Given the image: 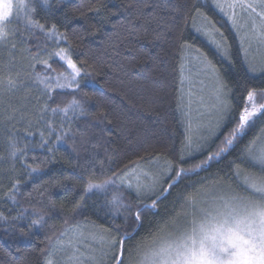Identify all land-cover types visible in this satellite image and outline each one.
<instances>
[{
    "label": "trees",
    "instance_id": "trees-1",
    "mask_svg": "<svg viewBox=\"0 0 264 264\" xmlns=\"http://www.w3.org/2000/svg\"><path fill=\"white\" fill-rule=\"evenodd\" d=\"M193 5L199 7L226 38L227 54L195 30L200 16L193 11ZM210 5L211 0H49L45 6L35 0L33 18L43 24L45 30L54 24L66 35L64 47L88 73L87 77L82 76L81 91L76 97L86 101L87 111L78 119L73 118L70 125L65 124L66 128L70 127L72 136L66 138V147L57 146L52 153L31 147L41 142V131L50 145L54 140L55 133L49 136L45 121L57 131L60 129L59 115L53 117L51 113L38 110L46 99L43 95L25 102L30 109L26 114L22 111L25 125L17 120L6 125L5 112L0 114V212L8 217L0 220V264H43L42 251L48 248L50 240L54 241L67 229L88 225L102 230L112 228L113 221L124 224L123 210L114 217L107 203L111 194L84 192L86 184L80 179L81 165L90 156L95 154L97 161H105L87 177L94 178L96 183L114 178L125 166L147 163L149 158H158L153 161L160 164L180 163L177 155L188 135L181 64L186 54L194 52L182 49L185 41L207 54L220 78L229 85V103L234 109L238 110L244 102L247 88H264L261 68L255 66L254 72L249 70L251 62L245 59V47L239 34L227 18ZM17 27L19 37L27 40L22 47L30 49L31 55L57 50L45 32L30 29L21 21ZM24 54V64L29 71L28 53ZM50 64L56 73L66 70L58 59H51ZM36 69L45 71L41 65ZM89 80L94 87L88 85ZM53 95L55 102H50V107L63 108L72 98ZM257 102L264 101L257 98ZM234 116L235 112L224 118L226 126L222 132H227ZM252 135L253 132H249L241 145ZM13 138L20 148L29 145L27 163L38 167L42 175L34 173L29 179L28 169L22 166L25 161L9 157L8 142ZM220 139L222 136L217 132L207 147L215 150ZM238 151L239 147L212 162L205 171L184 177L167 198L159 202L158 208L146 209L141 226L135 230L134 237L126 241V248L131 250L130 254L125 253L126 261L129 263L137 251L158 239L181 216L189 214L192 205L186 197L190 193L199 199L205 190L227 188L228 182L235 188L240 181L234 177L229 162ZM203 156L204 153L194 154L184 166L191 167ZM241 167L246 165L241 164ZM16 180L20 181L16 186L18 191L10 192ZM11 195H15V203L8 198ZM124 196L126 203L136 202L132 191L125 190ZM145 202L150 204L151 200ZM34 209L44 214L43 226L29 229V219H12L21 212L25 217L36 219L32 216ZM132 227L129 220L128 228Z\"/></svg>",
    "mask_w": 264,
    "mask_h": 264
},
{
    "label": "snow or ice",
    "instance_id": "snow-or-ice-1",
    "mask_svg": "<svg viewBox=\"0 0 264 264\" xmlns=\"http://www.w3.org/2000/svg\"><path fill=\"white\" fill-rule=\"evenodd\" d=\"M40 2L47 6L49 0ZM34 4L35 0H5L3 13L0 14V51L7 50L8 56L5 62L0 63V98L14 93L21 87H29L27 82H32V86H42L41 95L46 99L38 110L51 113L53 117L59 115L61 124L57 131L50 122L45 121L49 136L55 133L54 140L50 145L49 139H45L44 132L41 131V142L31 147L52 153L53 148L57 146L66 147V138L72 136L70 127L66 128L65 124L70 125L73 118L78 119L87 111L86 101L76 97L81 91L82 76L87 77L88 73L64 47L49 52L48 59H41L39 53L31 55V50L24 48L22 51L29 54L27 59L30 70L25 75L24 70L18 67L14 56L18 29L10 27L14 22L21 21L30 29L45 32L47 39L57 44L67 41V36L60 33L54 24L45 30V26L33 18ZM210 6L226 15L237 31L244 29L242 42L246 41L249 47L255 44L258 51L264 50V0H211ZM193 11L206 21L205 25L195 30L208 37L217 49L227 54L226 38L215 27V23L201 12L199 7L193 5ZM21 42L26 44L27 40L22 39ZM182 49L194 51V66L199 72L211 73L215 80L213 100L217 118L210 130V137L194 138L191 134L186 135L177 155V160L180 161L178 164L166 161L162 168L157 165V171L153 172L145 171L140 164L134 163L131 167L125 166L114 178L106 179L102 183H96L94 178L87 177L98 164L102 165L105 161H97L95 154L87 158L81 165L83 174L80 176L86 184L84 192L107 193L112 187L111 198L107 203L111 206L114 217L120 215L123 210L124 224L113 221L112 228H104L99 233H89L88 238L95 241L98 247L92 249L85 246L87 251H81L78 246L84 238V233L79 228L67 229L54 241L50 240L48 248L42 251L43 264H128L125 253L130 254L131 250L126 248V241L131 240L135 230L141 226L144 211L148 208H158L159 202L167 198L184 177L205 171L212 162L230 155L237 147L239 151L229 162V168L240 183L234 188L232 183L228 182L227 188L222 190L224 194L213 196L208 207L203 206V199L198 200L190 193L186 197L194 209L190 221L184 225H176L174 231L168 234L170 239L143 252L138 264H264V102H257V98L264 101V88H247L244 102L236 110L229 103V85L220 78L207 54L195 49L187 41L182 44ZM247 58L245 49V59ZM50 59H58L66 70L56 73L49 63ZM37 64H42L45 71L37 72ZM249 70L254 72L255 67L249 64ZM183 71L184 65L181 64V72ZM261 74H264V67L261 68ZM181 82L183 83V80ZM88 85L95 86L91 80ZM54 93L69 95L72 98L63 108L50 107V102H55ZM37 103L39 105L40 101ZM233 112L235 116L231 118V124L224 133L221 131L226 126L224 118L231 117ZM13 118L12 114L7 116L8 120ZM217 132L222 139L215 145V150H211L207 147L208 139ZM249 132H253L252 138L241 145V141ZM28 148V144L23 148L18 147L14 138L8 142L9 157L13 160L18 157L23 159L25 163L22 166L28 169V178L31 179L34 173H42L38 167L27 163ZM196 153H204L203 159L197 160L191 167H185V161ZM153 159L158 160L149 158L148 162L152 163ZM241 164L246 167L242 168ZM19 184L20 181L16 180L10 192H17L16 186ZM125 190L135 194V203L125 202ZM8 198L15 203V195ZM146 200H151V203H146ZM75 207H80V204H75ZM32 216L37 218L25 217L24 212H21L12 219H29V229L46 223L44 214L35 209ZM7 219L8 217L0 212V220ZM129 220L133 224L131 229L128 228ZM70 233L73 235L70 236Z\"/></svg>",
    "mask_w": 264,
    "mask_h": 264
},
{
    "label": "rangeland",
    "instance_id": "rangeland-1",
    "mask_svg": "<svg viewBox=\"0 0 264 264\" xmlns=\"http://www.w3.org/2000/svg\"><path fill=\"white\" fill-rule=\"evenodd\" d=\"M5 4V0H0V14L3 13V6ZM227 18V20L232 25L229 18L222 14ZM20 21L14 22L10 27L17 28L18 29V23ZM206 24V21L200 17L198 19L197 26L201 27ZM233 26V25H232ZM198 27V28H199ZM233 28L236 30V32L239 34L241 41H242V34L244 29L242 28L240 31H237V29L233 26ZM208 38V37H207ZM209 39V38H208ZM21 38L19 37V32L16 33V50H14V56H15V62L17 63L18 67L24 70V74L27 75V66L24 64V52L22 51V42ZM210 40V39H209ZM211 42V40H210ZM55 43V42H54ZM64 42H60L59 44L55 43L57 46V50L59 47H64ZM245 49H247V57L251 64L255 67L257 66L259 69L264 67V63H262V60H264V50L258 51L257 46L255 44L252 45V47H249L248 43L245 41L243 42ZM66 48V47H64ZM50 51H44L43 53H39L41 56V59H48V53ZM29 55V54H28ZM37 55V54H36ZM196 55L195 52H189L184 57V71L182 73V102L183 104V112H185L184 121L186 122V131L187 134H191L194 138H208L210 137V130L214 127V120L217 118V114L214 111V100H213V88L215 85V80L211 73L207 72H199L197 67L194 66L193 57ZM8 52L7 50L0 51V63H3L7 60ZM51 60V59H50ZM49 60V63H50ZM43 66L42 64H37V66ZM44 67V66H43ZM45 70V69H44ZM37 71V69H36ZM38 72V71H37ZM29 84V87H21L20 89L16 90L14 93H9L2 98H0V114L5 112V124H11L12 122H15V120L18 121L19 124L25 125L27 122L23 120V112L25 114L30 111L29 109V103L31 100H37L39 97H41V91L40 87L32 86V82H27ZM22 103H25L24 107L22 108ZM21 105V106H20ZM10 106H13L10 108ZM17 107V108H16ZM14 111V112H13ZM23 111V112H22ZM13 115V119L8 120L7 116L9 114ZM17 123V124H18ZM212 136L210 139H208V142L213 138ZM145 171H157V165L159 167H163L164 164L156 163L155 161H152V163H141L140 164ZM226 189L225 187L222 188H214L210 191H206V193H203L198 200L203 199L205 201V204L203 206L208 207L212 203V197L213 196H220L223 195L224 192L222 190ZM113 190L112 187L109 188L107 193H100L98 191H94L93 193H97L100 195L105 194H111V191ZM89 194V193H88ZM193 207L189 209V214L181 216L179 221L172 225L170 228L167 229L166 232H164L158 239L152 241L151 243H147L143 248H141L139 251H137L136 256L133 257V259L128 264H138V261L142 259V253L146 252L152 248L158 247L161 243H163L164 240L170 239L169 233L174 231L176 225H184L191 219V213L193 211ZM81 227V226H80ZM79 228L80 231L84 233V238L82 241L78 244L81 251H87L85 246H90L92 249H96L98 247L97 243L91 239L88 238V234L92 232L99 233L101 232L100 228L94 227V226H88ZM70 233L69 235H71ZM73 235V234H72ZM71 235V236H72ZM55 259V258H54ZM106 264V262H105Z\"/></svg>",
    "mask_w": 264,
    "mask_h": 264
}]
</instances>
